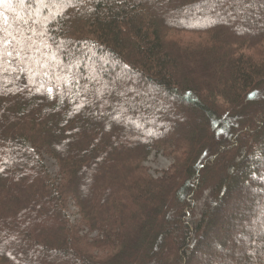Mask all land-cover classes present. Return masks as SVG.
I'll use <instances>...</instances> for the list:
<instances>
[{"label": "trees", "instance_id": "1", "mask_svg": "<svg viewBox=\"0 0 264 264\" xmlns=\"http://www.w3.org/2000/svg\"><path fill=\"white\" fill-rule=\"evenodd\" d=\"M0 17L16 49L0 60V264H264V0H10ZM163 149L179 176L85 206ZM71 199L110 256L85 251Z\"/></svg>", "mask_w": 264, "mask_h": 264}, {"label": "rangeland", "instance_id": "2", "mask_svg": "<svg viewBox=\"0 0 264 264\" xmlns=\"http://www.w3.org/2000/svg\"><path fill=\"white\" fill-rule=\"evenodd\" d=\"M197 16L193 14L191 18L188 20L190 22H193ZM226 18H221V21H225ZM173 40L182 42V44H201L205 42V37H199V36H193L188 34H179L177 36H173ZM262 51V50H261ZM260 52V51H259ZM258 51L255 54H257ZM156 121L153 122L155 124ZM43 160L45 163V166L47 168V172H49L50 176L53 178L54 181H58L60 183L63 182V170L62 166L60 165L59 161L53 158L52 156L43 155ZM218 165L212 169L210 172L203 173V180L202 181H216L219 179V175L221 173V167L223 166V163L225 159L221 158L218 159ZM183 163V157L180 155V151L175 150H155L153 151L149 156L147 157H141L139 160H132L126 162L123 166H120L117 169L113 170L114 175L105 176L108 179H99L98 182L104 187H109L113 185H116L118 189H114V191L108 193L107 195H104V190L101 191H91L87 192V195L84 199L85 206H90V203H94L97 200L102 201L97 203V207H103L106 206L107 202L112 201V199L115 197V193H120L121 201L120 204H130L132 202L131 196L133 195L134 186L132 184L141 185L144 184V182H148L151 179L153 180H161L164 177L168 178L172 175L179 176V172L181 174V169ZM176 176V177H177ZM141 183V184H140ZM99 184V185H100ZM121 186V187H120ZM143 186V185H141ZM103 188V187H102ZM103 194V195H102ZM102 195V196H101ZM205 197H207V194ZM114 196V197H113ZM116 204H119L118 202ZM199 203L195 206L194 211L198 212ZM202 204V203H201ZM83 210L79 204L78 201L71 199L67 205V211L66 215L69 219L70 223L77 226L78 229H80L81 234L79 235L82 238H85V241L87 244H85L84 248L85 251L90 254L91 256L98 258V259H104L112 253L110 249H106L105 247H98V243L103 235L101 234V231L96 229H91L87 226V223L85 221V215H83ZM193 211V212H194ZM133 212V210H132ZM133 214V213H132ZM171 243V246L174 247L173 243ZM221 254L219 251H216L214 253V257Z\"/></svg>", "mask_w": 264, "mask_h": 264}, {"label": "snow or ice", "instance_id": "3", "mask_svg": "<svg viewBox=\"0 0 264 264\" xmlns=\"http://www.w3.org/2000/svg\"><path fill=\"white\" fill-rule=\"evenodd\" d=\"M6 2H10V0H0V4H4ZM21 2H25V0H21ZM41 2H45V0H41ZM2 19V17H0ZM8 35L6 27L4 25L0 24V60H3L5 56L11 58L13 56V53L16 51L15 48H12L11 50L8 49V45L11 43V41L8 40Z\"/></svg>", "mask_w": 264, "mask_h": 264}]
</instances>
